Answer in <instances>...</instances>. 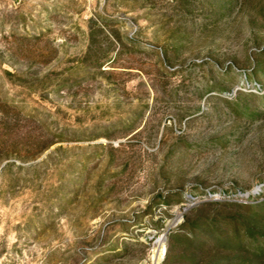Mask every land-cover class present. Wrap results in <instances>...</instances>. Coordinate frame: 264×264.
Wrapping results in <instances>:
<instances>
[{
  "label": "rangeland",
  "instance_id": "rangeland-1",
  "mask_svg": "<svg viewBox=\"0 0 264 264\" xmlns=\"http://www.w3.org/2000/svg\"><path fill=\"white\" fill-rule=\"evenodd\" d=\"M0 264H264V0H0Z\"/></svg>",
  "mask_w": 264,
  "mask_h": 264
},
{
  "label": "bare ground",
  "instance_id": "bare-ground-1",
  "mask_svg": "<svg viewBox=\"0 0 264 264\" xmlns=\"http://www.w3.org/2000/svg\"><path fill=\"white\" fill-rule=\"evenodd\" d=\"M160 240H161V238L158 241H160Z\"/></svg>",
  "mask_w": 264,
  "mask_h": 264
},
{
  "label": "water",
  "instance_id": "water-1",
  "mask_svg": "<svg viewBox=\"0 0 264 264\" xmlns=\"http://www.w3.org/2000/svg\"><path fill=\"white\" fill-rule=\"evenodd\" d=\"M163 234L161 235V238H162Z\"/></svg>",
  "mask_w": 264,
  "mask_h": 264
}]
</instances>
